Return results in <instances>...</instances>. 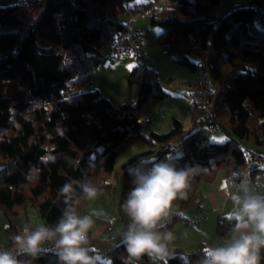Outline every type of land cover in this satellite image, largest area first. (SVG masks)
<instances>
[{
  "label": "trees",
  "instance_id": "trees-1",
  "mask_svg": "<svg viewBox=\"0 0 264 264\" xmlns=\"http://www.w3.org/2000/svg\"><path fill=\"white\" fill-rule=\"evenodd\" d=\"M12 1L0 7V210L7 219L34 208L41 223L54 225L65 207L60 193L65 183L90 179L105 196L113 187L111 178L118 175L123 209L133 187L128 168L145 157L171 156L178 168L191 167L196 174L188 198L173 203L170 229L186 212L200 210V186L212 182L218 171L235 183L243 176L234 173L253 181L264 171L257 163L262 156L250 151V146L264 145V29L254 24L258 14L262 17L264 0H248L246 6L225 0L229 9L221 16L216 11L221 0H148L129 10L127 0ZM155 2L166 3L149 21L160 30L158 45L171 61L192 72L206 60L215 88L209 97L212 112L189 110V128L173 119L164 133H144L151 110L169 95L143 57L134 56L136 65L127 81L138 85L135 102L117 104L91 84L83 87L85 81L80 80L102 66L105 56L98 52L125 30L119 17L126 11L143 13ZM85 62L91 67L82 71ZM211 130L222 131L226 140L210 141ZM140 140L148 149L115 171L119 153ZM176 146L181 147L177 157L172 156ZM261 189L264 195V186L256 187ZM86 201L82 199L77 210ZM234 223L220 217L216 235L231 234ZM17 234L10 224V244ZM118 245L105 250L109 264L128 259ZM172 252L176 258L168 264H197L203 258L202 249ZM148 261L144 256L132 264ZM33 264L59 262L48 251ZM96 264L105 263L96 259Z\"/></svg>",
  "mask_w": 264,
  "mask_h": 264
},
{
  "label": "clouds",
  "instance_id": "clouds-1",
  "mask_svg": "<svg viewBox=\"0 0 264 264\" xmlns=\"http://www.w3.org/2000/svg\"><path fill=\"white\" fill-rule=\"evenodd\" d=\"M195 174L194 168H178L176 158L171 156L160 160L144 158L128 168L133 187L122 207L130 223L118 245L127 253L125 264L144 256L152 264H168L176 258L169 247L176 236L168 225L175 214L173 203L188 198ZM233 175L243 178L239 183L232 181L235 191L228 193L233 206L226 217L235 222L230 242L225 246L205 247L199 264H261L264 259V195L253 190L246 175ZM60 193L65 207L58 221L51 226L25 224L13 237L14 250L0 249V264H33L48 251L56 255L59 264H96L95 257L89 254V232L95 224L94 217L98 219L106 214L93 209L90 214L81 215L76 206L82 199L95 200L98 188L90 179L69 180Z\"/></svg>",
  "mask_w": 264,
  "mask_h": 264
},
{
  "label": "crops",
  "instance_id": "crops-1",
  "mask_svg": "<svg viewBox=\"0 0 264 264\" xmlns=\"http://www.w3.org/2000/svg\"><path fill=\"white\" fill-rule=\"evenodd\" d=\"M146 1L148 0H127L125 2V5L127 10H129L134 4L146 2ZM221 1L216 8L217 14L219 16L225 14L229 9L228 5L226 4V1H225V5H223ZM231 3L239 4L238 0H231ZM165 4H166L165 2H155L150 9H148L143 13L133 14L130 13L129 11H126L124 15L119 17V19L123 23H126L127 21L130 20L132 22V29L141 35L142 47L143 50H145L147 53V56L144 58V61L150 68L153 69L156 78L159 81H162L168 77L170 78L174 77L175 79L171 78L172 80H170L171 82L169 83L172 84L174 82H177V84H179V86L175 88L176 93H174V95H172L168 91H165L164 86L162 88L169 95L168 96L169 101L175 98L172 101H178L179 103H181V105L179 104L178 106L173 105L171 109H166V107L159 105L160 103L157 104V106L154 107V109L152 110L151 114L148 117L150 122L143 129L144 133H147L149 131L156 132L154 128L156 126L155 122L157 121L158 123L160 121V117H161L160 115L162 114V112L166 113L167 110L169 111L170 116L174 117L176 120L181 122L184 129L189 128L191 125L190 112L187 106L186 91L188 85L195 80L196 74L195 72L188 70L186 67L179 66L178 64L170 60V58L165 54L162 48L157 44L156 39L158 34L160 33V30L157 27L151 26L149 23L150 17L153 14L157 13ZM105 58L115 59L116 57H108V58L105 57ZM117 58H121V57H117ZM126 58H128L127 69L124 71L128 80L130 71L136 65V61H134V58L136 57L133 58V56H126ZM176 74H180L182 78H180L179 76H175ZM157 110H159L160 115L154 113ZM187 121H188V125L185 124ZM165 124L169 130L171 127V123L169 122V120L166 119V117H165ZM168 130H164L163 132L157 131L156 133H164ZM213 132H220V131L214 130ZM212 136H213L212 138L213 140H211L212 142L221 141L216 143H222L226 140V135L224 134L220 135L219 133H213ZM136 144L138 147L143 146V143L141 142L135 143V146ZM143 149L144 150L142 151L147 150L146 146H144ZM250 151L255 157H258L259 155L262 156L261 159H258L259 162L258 166L264 170V145L259 147L250 146ZM256 178L257 177L254 178L253 184L250 183V185L255 192L262 195V189L256 190L257 187ZM222 185H225V188H222L221 187ZM263 186L260 187L262 188ZM200 190L203 195V200L200 205V210L203 211L204 213L203 220L198 225H186L182 222V220L176 222L169 229L176 236L175 241H173L172 244L169 245L171 251L177 250L187 254V253L195 252L198 249L204 250L205 247L225 246L228 242H230L231 234H228L223 237H218L216 235V224L220 217L222 216L226 217V214L230 212L232 209L233 205L228 193L234 192L235 189L232 188L231 181L227 178L225 172L220 170L217 172L212 182L209 183L203 182L200 186ZM90 202L91 201H86L84 207L80 209L81 211L77 210V212H81L79 213L81 215L87 214L88 208L90 207V205L93 204ZM32 211H34L33 213L35 215L36 211L35 210ZM194 213L195 212L193 211L186 212L184 216L185 218H189L193 216ZM37 225H39V223H37ZM89 233L92 240L96 239V236L92 234L91 230ZM91 242L94 241H90L89 244ZM89 249L91 251H94L92 248ZM140 264H152V262L149 260L148 262H142ZM261 264H264V260L261 262Z\"/></svg>",
  "mask_w": 264,
  "mask_h": 264
},
{
  "label": "rangeland",
  "instance_id": "rangeland-1",
  "mask_svg": "<svg viewBox=\"0 0 264 264\" xmlns=\"http://www.w3.org/2000/svg\"><path fill=\"white\" fill-rule=\"evenodd\" d=\"M231 2V0H230ZM239 5L241 6H246L248 4V1L246 0H238ZM13 1L12 0H0V7H6L9 5H12ZM221 3L225 5V0H222ZM130 21V20H129ZM128 22V21H127ZM130 27L132 29V22H129ZM254 24L261 28L264 29V18H262L259 14L255 17L254 19ZM133 30V29H132ZM158 44V43H157ZM100 56L103 57L102 51L98 52ZM108 58V57H107ZM134 58V56H133ZM90 60V58H88ZM128 58L121 57V58H115V59H104L102 66H98L95 71L92 69V73L90 77L85 80L82 79L80 80L84 82L86 86L87 84H91L93 88L99 89L102 91L105 95H107L113 102L119 104L123 103L125 101H132L135 102L137 99V94H138V85L137 84H132L128 85L127 83V76L125 74V71L127 69V60ZM96 60L98 63L102 58H96L93 59ZM88 61V60H87ZM134 61H136V58H134ZM129 66V64H128ZM88 67H91L87 65V62H85L83 65H81V70L84 71ZM90 69V68H89ZM196 74V73H195ZM175 76H179L182 78L180 74H176ZM174 78V77H171ZM170 77L160 81L162 84V87L164 86L165 91H168L172 95L176 93V89L179 84L177 82H174L170 84V80H172ZM175 79V78H174ZM211 83V82H210ZM80 85L79 83H76V87ZM189 86V85H188ZM212 91H214L215 86L211 84ZM76 89V88H73ZM78 90V91H77ZM77 92L81 91V88L77 89ZM212 93V92H211ZM175 99V98H174ZM174 99H171L169 101V97L166 100H163L161 102H158L157 104L162 105L163 107H166V109H171L173 105L178 106L181 105L178 101H172ZM171 102V103H170ZM157 104L155 106H157ZM211 105V107H210ZM154 106V107H155ZM153 107V109H154ZM209 107L208 111L206 113L212 112V104L211 100H209ZM152 109V110H153ZM151 110V112H152ZM202 111V110H201ZM150 112V114H151ZM157 115L159 114V110L154 112ZM184 114V113H183ZM160 121L156 123V126L154 127L156 132L160 131L163 132L164 130H168L165 124V117L169 122L172 124V120L175 119L174 117L169 115V111L167 110L166 113L162 112L160 115ZM174 116V115H173ZM163 117V118H162ZM183 118V116H182ZM156 120V119H155ZM188 125V121L185 123ZM186 126V125H185ZM214 130H211L208 132V136L210 141L213 140V133H219L220 135H223L224 133L222 131L220 132H213ZM219 131V130H218ZM225 135V134H224ZM141 142L143 143V146L138 147L137 144L135 146V143ZM131 146L123 149L118 157L115 160L114 164V169L115 171H118L120 168V165L125 162L127 159H129L131 156L134 154H137L144 150V146L148 149V144L145 142H142V140L137 141ZM216 142H221V141H216ZM181 154V147L176 146L175 148L172 149V156H179ZM148 158V157H145ZM257 163L258 160H257ZM119 176V175H118ZM113 176L111 178V183L113 184V187L107 191V194L105 196H101V194L98 193V197L91 201L90 203H93L90 205V207L87 210V214H90L93 209L95 210H102L105 214L106 217H100V218H95V224L93 228L91 229V232L94 236H96L97 241L91 242L88 247L92 248L94 250V257L98 259L100 262H103L105 264H109V260L105 256V250L110 248L113 245L121 243L122 239V233L126 231L128 224L130 223L129 218L125 214L124 210L119 207V197H120V190H121V181H120V176ZM250 183L253 184L254 181L248 178ZM252 181V182H251ZM34 208H28L26 211H21L18 212L15 216H13L11 219H7L1 212L0 210V248H8L10 245V241L6 235V231L9 227L10 224L13 225V227L16 229L17 233L22 229V227L25 224H29L32 227H36L37 223L41 224L40 219H38L39 215L37 211L35 212L36 216L34 215ZM81 211V210H80ZM33 213V214H32ZM81 212H78V214ZM36 218H35V217ZM38 219V220H37ZM112 220V223H109L108 221ZM91 237L89 238V240Z\"/></svg>",
  "mask_w": 264,
  "mask_h": 264
},
{
  "label": "built area",
  "instance_id": "built-area-1",
  "mask_svg": "<svg viewBox=\"0 0 264 264\" xmlns=\"http://www.w3.org/2000/svg\"><path fill=\"white\" fill-rule=\"evenodd\" d=\"M264 18V9L261 12ZM130 21L125 23V30L115 36L108 44L103 46L102 53L105 57H122V56H141L145 58L147 53L143 50L141 35L130 27ZM208 62L202 60L198 65L196 78L191 82L186 91L187 106L189 110L198 109L208 111L209 97L212 92L211 83L208 79ZM256 186L264 185V171L260 172L256 178ZM204 217V213L201 210H197L193 216L189 218L181 219L186 225H198ZM90 238V233H89ZM8 248L1 247L0 249L14 250V243L12 242ZM51 252V251H49ZM262 257H264V251H262ZM201 260V259H200ZM199 260V261H200ZM264 259L261 260V262ZM199 261L197 264H199Z\"/></svg>",
  "mask_w": 264,
  "mask_h": 264
}]
</instances>
